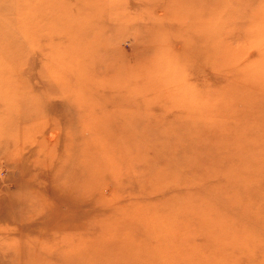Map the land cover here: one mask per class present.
<instances>
[{
    "label": "rangeland",
    "instance_id": "rangeland-1",
    "mask_svg": "<svg viewBox=\"0 0 264 264\" xmlns=\"http://www.w3.org/2000/svg\"><path fill=\"white\" fill-rule=\"evenodd\" d=\"M119 257L264 264V0H0V264Z\"/></svg>",
    "mask_w": 264,
    "mask_h": 264
},
{
    "label": "bare ground",
    "instance_id": "bare-ground-1",
    "mask_svg": "<svg viewBox=\"0 0 264 264\" xmlns=\"http://www.w3.org/2000/svg\"><path fill=\"white\" fill-rule=\"evenodd\" d=\"M97 164L98 165H101L99 159H98V163ZM93 167H94L93 168L94 170L97 169L96 159H95V164L93 165ZM118 208L119 209H117V210L120 211V215H117V216L120 217L123 210H122L121 207H118ZM117 210H115V211H117ZM123 214H125L124 211H123ZM109 215L110 214H108V215L107 214H102V216H100V217L106 218ZM123 217L124 216H121V218H119L118 221L124 222L122 220V219H124ZM133 229L128 227V231H125L124 233L125 234H127V233L133 234ZM150 230H151V228H147V227H145V229H142V232L143 233L141 232V234L143 236L142 235H138L139 236V239H137V240H134L130 236H128L127 239H123V237H121L120 239L117 238V237H114L115 239L119 240V241H117V245L119 246L120 249H122L120 256H124V257H127L128 256L132 260V262H135V261L139 262L143 258H145L147 256L146 249L148 248V246H147L148 243L145 242V238L146 237H149ZM156 231H157V229L155 228V232ZM114 232L115 233H118L117 231H114ZM137 232H139V230H136L134 232V235H136ZM132 237H135V236H132ZM98 238H100V237H98ZM103 240H105V239H103ZM162 247L165 248V249L167 248V246L163 242H160V239L159 238L158 239L156 238V243H154V245H152V251L150 253H152L153 251L161 252V248ZM175 248H177V247L175 246ZM75 253H77V252H75ZM118 264H130V261L128 259L119 257Z\"/></svg>",
    "mask_w": 264,
    "mask_h": 264
}]
</instances>
